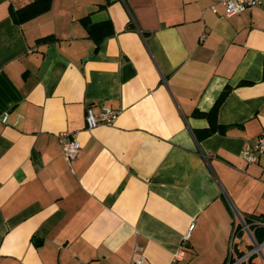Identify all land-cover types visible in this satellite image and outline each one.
<instances>
[{
    "label": "crops",
    "instance_id": "0c3cea01",
    "mask_svg": "<svg viewBox=\"0 0 264 264\" xmlns=\"http://www.w3.org/2000/svg\"><path fill=\"white\" fill-rule=\"evenodd\" d=\"M31 1L0 0V264H225L238 215L260 242L264 153L240 151L264 133V0L229 16L217 0H52L15 22ZM87 15L112 21L98 46ZM223 92L205 135L196 112ZM102 106L115 122L88 128ZM62 131L81 143L71 162ZM236 234L237 255L253 248Z\"/></svg>",
    "mask_w": 264,
    "mask_h": 264
},
{
    "label": "built area",
    "instance_id": "2783aa9c",
    "mask_svg": "<svg viewBox=\"0 0 264 264\" xmlns=\"http://www.w3.org/2000/svg\"><path fill=\"white\" fill-rule=\"evenodd\" d=\"M217 3L221 5L223 14L229 16L246 9H252L253 7L259 5L261 0H217ZM211 8L213 12L218 13L214 6ZM203 37L204 34L201 35V38ZM118 113L119 110L109 106H102L98 113H96L92 107H88L85 112L86 126L88 128H94L99 125H112L115 122ZM22 117L23 115L21 113L17 114L12 124L15 125ZM8 123L9 112H0V124ZM58 138L62 147L63 156L68 162H71L78 155V152L81 148L80 141L75 135H70L68 131H62L59 133ZM262 153H264V133L259 135L253 144L246 146L240 151L241 157H243L248 163L254 162ZM237 219L239 221H236L235 227L233 228L229 239L228 260L225 264H248L251 256L254 253H259L262 259H264V250H262V247H264V241L257 242L252 230L250 229V225L247 224L240 215L237 216ZM251 224L254 227H264V219L253 218ZM193 225V223L189 225L188 231L185 233L184 238L188 237L189 231L192 229ZM238 226L241 227V229H244L253 241V248L241 255H237L235 253L236 233ZM136 249L140 250L141 248L137 246ZM133 263L146 264L143 255H138L133 260Z\"/></svg>",
    "mask_w": 264,
    "mask_h": 264
},
{
    "label": "trees",
    "instance_id": "16d2710c",
    "mask_svg": "<svg viewBox=\"0 0 264 264\" xmlns=\"http://www.w3.org/2000/svg\"><path fill=\"white\" fill-rule=\"evenodd\" d=\"M51 1L52 0H32L31 2L27 3L26 5L16 10L11 9V15L15 22L21 23L25 20L33 18L49 10ZM100 6L103 7V4H101ZM83 21L86 25L88 36L94 39L97 46L99 45L100 41L103 38L112 34L114 31L113 24L110 19H106L99 22H93L90 20V15H87L83 18ZM49 38H50L49 36L41 37L38 40H47ZM224 94L225 92L221 94V96L217 99V101L209 111L196 112L198 115L206 117L209 121V126L202 130L205 135H208L220 128V124L217 122V109ZM255 229L256 230L261 229V227H256ZM258 241L260 242L264 241V235H262Z\"/></svg>",
    "mask_w": 264,
    "mask_h": 264
}]
</instances>
